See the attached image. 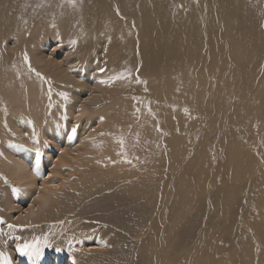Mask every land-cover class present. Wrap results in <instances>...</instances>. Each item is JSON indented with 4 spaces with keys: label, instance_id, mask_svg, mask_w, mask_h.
Returning <instances> with one entry per match:
<instances>
[{
    "label": "bare ground",
    "instance_id": "6f19581e",
    "mask_svg": "<svg viewBox=\"0 0 264 264\" xmlns=\"http://www.w3.org/2000/svg\"><path fill=\"white\" fill-rule=\"evenodd\" d=\"M67 180L165 235L147 264H264V0H0V196Z\"/></svg>",
    "mask_w": 264,
    "mask_h": 264
},
{
    "label": "rangeland",
    "instance_id": "374dc122",
    "mask_svg": "<svg viewBox=\"0 0 264 264\" xmlns=\"http://www.w3.org/2000/svg\"><path fill=\"white\" fill-rule=\"evenodd\" d=\"M51 38H45L48 43L42 46L41 50L47 58L60 60L64 54L62 46L55 42L54 38V42H51ZM71 118L75 120L77 116L74 115ZM51 158L55 160L57 155L53 153ZM52 166V163L48 168L45 166L43 171L45 179L51 177L48 169ZM56 177H62V175L59 176L57 173ZM72 186L71 182L64 185L65 191ZM103 192L101 195L100 192L90 191L89 193L97 194L88 197L73 191L53 193L54 201L51 205L50 202H46L38 208L35 206L32 210L29 209L30 203L27 201L18 199L11 204L5 202L0 196V207H2L0 209V253L3 254L0 255V264H5V258L10 261V264H46L50 262V258H55L54 263L58 261L60 264H147L146 260L138 259L140 253L144 257L146 250L154 255L164 252L161 238L164 239L165 235H155L158 229L152 226L138 228L139 214L132 228L123 229L122 223L117 219L114 223L117 230L112 229L105 233L106 226L97 220L109 215L106 210L107 204L114 201L115 193L111 190ZM0 193L2 195V192ZM19 194L21 195L20 191ZM123 214L126 215L124 212ZM218 214L214 206L210 217ZM96 223L99 224L98 231L95 230ZM9 224L16 227L9 228ZM223 225L220 223L216 232ZM79 228H86V231ZM152 234L154 237L150 242L149 238ZM131 240L134 241V245L129 243ZM170 240L175 238L171 237ZM25 243L34 244L40 249L41 254L39 256L21 254L19 249ZM191 244L192 240H188L185 247L188 248ZM242 258L243 256L231 264H241Z\"/></svg>",
    "mask_w": 264,
    "mask_h": 264
},
{
    "label": "snow or ice",
    "instance_id": "6c2138e0",
    "mask_svg": "<svg viewBox=\"0 0 264 264\" xmlns=\"http://www.w3.org/2000/svg\"><path fill=\"white\" fill-rule=\"evenodd\" d=\"M25 59H27V56H25ZM116 78L117 77H113V79H116ZM61 95H64L66 97V94L62 93ZM73 132H75V129H73ZM121 143H123V141H121ZM8 227L13 228L16 226L9 224ZM19 251L21 252V254L28 255V256H32V255L39 256L41 254V251L38 247H36L34 244H29V243H25L22 247H20ZM0 255H3V254L0 253ZM5 264H10V261L7 258H5Z\"/></svg>",
    "mask_w": 264,
    "mask_h": 264
}]
</instances>
